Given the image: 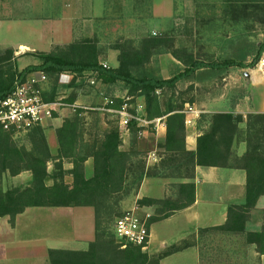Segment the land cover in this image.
<instances>
[{
    "label": "trees",
    "instance_id": "1",
    "mask_svg": "<svg viewBox=\"0 0 264 264\" xmlns=\"http://www.w3.org/2000/svg\"><path fill=\"white\" fill-rule=\"evenodd\" d=\"M220 2L232 21L264 24V0ZM161 48L170 49L176 59L169 66V78L163 77L159 67L149 65L154 53ZM263 53L264 42L239 38L229 44L226 59L205 61L184 48L173 47V39L167 33H148L142 37L139 47H122L117 67L102 64L97 44L91 39L76 41L60 54L35 52L41 62L24 70H19L13 48L0 51V101L11 92L17 79H24L37 71L55 75L57 79L62 72L73 73L74 80L88 73L107 85L123 82L127 96L142 98L145 119L165 117L167 127L166 138L158 145L160 160L153 167L148 166L145 158L139 157L140 135L146 128L136 120L130 122V143L124 148L117 124H111L101 136L86 139L80 109L57 129V156H52L41 126L31 130V149L19 147L14 140L15 134L0 128V183L4 173L18 175L25 170L32 173V181L27 186L7 190L0 187V218L8 216L13 226L17 216L30 207H93L95 237L88 248L49 249L46 264H160L164 258L191 246H198L202 259L207 262L209 251L214 249H211V243L215 244L217 237H229L230 243L232 237H243V246L255 245L256 252L264 255V212L261 230L246 229L252 211L264 196V113H251L246 119L233 112L207 115L210 125L198 137L196 151H189L186 147L185 113L186 104L195 102L194 97L188 98L187 94L196 83L220 77L233 67L254 68ZM182 83H189L188 90L178 89ZM168 92L171 95L162 98ZM53 96L54 93L51 98H45L51 100ZM114 99V107L119 108L124 98ZM244 122L246 128L243 131L240 125ZM240 136L246 143V152L241 157H233V146ZM89 158L93 159V174L87 177L85 163ZM51 159L55 165L49 170ZM66 160L73 164L71 182L66 181ZM197 166L245 170V202L229 206L224 224L200 228L197 238L168 246L159 253L152 254L141 245L131 243L123 247L114 231L116 219L124 213L121 202L132 193L137 195L146 176L180 180L176 197L138 199L139 206L154 208V214L147 222L151 227L195 203ZM229 249L230 246L226 247L225 252Z\"/></svg>",
    "mask_w": 264,
    "mask_h": 264
},
{
    "label": "rangeland",
    "instance_id": "2",
    "mask_svg": "<svg viewBox=\"0 0 264 264\" xmlns=\"http://www.w3.org/2000/svg\"><path fill=\"white\" fill-rule=\"evenodd\" d=\"M71 1L73 2L0 0V51L13 48L19 70H24L29 65L41 62L35 52L60 54L76 41L91 39L97 44L102 64L117 67L120 49L124 46L139 47L142 37L148 33H167L173 39V47L184 48L205 61L226 59L232 40L248 38L258 43L264 42V24L232 21L230 14L223 10L220 0H80L72 5L76 8L73 13L68 9L69 5L65 4ZM263 57L264 53L261 58ZM175 61L170 49L161 48L154 53L149 65L159 67L163 77L169 78V66ZM255 70H258V76L264 78V67L260 69L258 63L254 68L233 67L220 77L196 83L194 89L189 90L187 94L188 98L194 97L195 102L187 103L185 109L195 107L194 110L199 112L198 117L204 116V123L210 111L234 107L232 101L243 100L249 95L250 76ZM72 76L69 84H60L55 75H49L48 83L45 84L48 92L46 98H51L54 93L51 100L62 99L72 105L62 109L53 120L41 125L52 156H57L59 150L57 129L67 118H73L80 112V109L86 139L101 136L111 124H117L122 134L123 147L128 148L129 130L122 127L119 114L107 110L105 97H112L114 101V98H124L119 109L125 107L132 115L145 118L142 98L127 96V88L123 82L107 85L92 78L88 73L77 76L75 80V74L72 73ZM93 80L95 84H92ZM188 86L189 83H182L178 89L188 90ZM170 95L171 92H168V95L162 98L166 99ZM202 110L209 113H203ZM138 123L145 128L149 126ZM31 130L14 133V140L19 147L32 148ZM142 133L143 131L138 144L141 153L139 157L148 161V152L154 148V142L150 139L143 140ZM54 165L55 162L51 159L49 170H52ZM85 166L86 174L91 176L93 159L89 158ZM64 168L67 170L66 181L71 182L70 170L73 164L66 160ZM31 181L32 173L28 170L18 175L4 173L0 187L7 190L27 186ZM143 193H146V188ZM138 194L139 191L137 195L132 193L121 202L122 212L139 206ZM140 207L139 216L148 222L149 217L154 214V208L152 207L153 212H149L143 209L145 206ZM79 223L89 225L90 221L86 217L84 220L80 219ZM232 239L233 242L230 243L229 237H217L215 244L211 243V249H214L210 250L209 254L212 253L217 258L211 263L215 261L214 264H262L260 259L254 257L251 245L243 246V237ZM228 246L229 259L224 257ZM64 247L85 249L88 245L76 242ZM189 261V258L177 257L165 264H190ZM207 262L211 264L208 260Z\"/></svg>",
    "mask_w": 264,
    "mask_h": 264
},
{
    "label": "crops",
    "instance_id": "3",
    "mask_svg": "<svg viewBox=\"0 0 264 264\" xmlns=\"http://www.w3.org/2000/svg\"><path fill=\"white\" fill-rule=\"evenodd\" d=\"M76 2L80 0L65 3L69 5L68 9L72 13L76 11V8L72 6ZM91 2L95 1L91 0ZM263 87L264 78L258 76V70H255L250 76V92L245 99L232 101L235 106L230 109L210 111V113L233 112L244 116L245 119L251 113H264ZM201 112L209 113L206 110ZM188 118H191L192 122H186V147L189 151H196L198 137L209 128L210 122L207 119L203 123L202 117L194 114H186V120ZM240 128L244 131L246 123H242ZM166 133L165 117L155 118L143 131V140L150 139L154 142V148L148 152L149 167L159 162L158 145L165 140ZM245 152L246 143L241 140L240 136L234 143L232 156L241 157ZM179 181L171 177L146 176L140 187L138 199L176 197ZM194 182L196 186L195 203L151 225L148 252L159 253L168 246L179 244L189 238H197L200 228L224 224L227 220L229 206L243 204L246 200V172L241 168L197 166ZM145 188L146 193H143ZM143 209L153 212L152 207ZM263 212L264 196L259 199L252 211L251 218L246 225L248 231L261 230ZM86 217L90 224L80 225V219L84 220ZM94 237L93 207H30L17 216L13 226L8 216L0 218V264H46L49 260V249L84 250L64 246L76 242L89 245ZM250 247L254 251V257L264 264V255L259 256L255 245ZM229 253L226 252L224 257L229 259ZM233 254H238V252H233ZM177 257L189 258L190 264H208L202 259L198 246H191L176 252L164 258L160 264H165ZM215 258L212 253L207 255L210 263Z\"/></svg>",
    "mask_w": 264,
    "mask_h": 264
},
{
    "label": "built area",
    "instance_id": "4",
    "mask_svg": "<svg viewBox=\"0 0 264 264\" xmlns=\"http://www.w3.org/2000/svg\"><path fill=\"white\" fill-rule=\"evenodd\" d=\"M259 67H264V57L260 59ZM73 78L72 73L62 72L58 76L60 84H69ZM49 75L42 71L34 72L24 79H17L11 92L0 101V128L7 132L21 133L43 125L49 120H53L57 113L67 106H72L62 99L46 100L45 84L48 83ZM95 84V81H92ZM160 92V91H158ZM115 101L105 97V105L109 112L119 114L120 123L123 128L129 130L132 120L142 124H150L153 120H147L139 116L132 115L125 107L122 109L114 107ZM185 113L199 112L192 107L185 109ZM191 123V119L186 120ZM141 207L135 206L126 210L119 216L114 224L115 235L123 247L127 244L141 245L147 249L150 243L151 230L148 227L147 219L139 216Z\"/></svg>",
    "mask_w": 264,
    "mask_h": 264
}]
</instances>
